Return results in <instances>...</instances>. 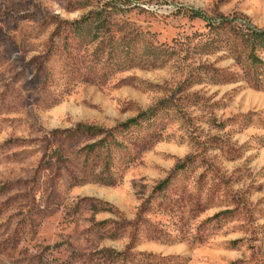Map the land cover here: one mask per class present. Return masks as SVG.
<instances>
[{"label":"rangeland","instance_id":"374dc122","mask_svg":"<svg viewBox=\"0 0 264 264\" xmlns=\"http://www.w3.org/2000/svg\"><path fill=\"white\" fill-rule=\"evenodd\" d=\"M229 29L264 0H0V264H264V80Z\"/></svg>","mask_w":264,"mask_h":264},{"label":"trees","instance_id":"16d2710c","mask_svg":"<svg viewBox=\"0 0 264 264\" xmlns=\"http://www.w3.org/2000/svg\"><path fill=\"white\" fill-rule=\"evenodd\" d=\"M193 18H202L203 15L192 11ZM205 18V17H204ZM232 31L234 40L240 38V51L243 53L246 61L248 62L249 70L251 72L249 78H251L256 84H260L264 80V72L260 71L264 68L262 59L258 56L259 52H264V29H241L240 32L237 29H229ZM233 38H230L232 41ZM261 65V66H260Z\"/></svg>","mask_w":264,"mask_h":264}]
</instances>
